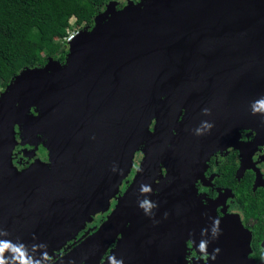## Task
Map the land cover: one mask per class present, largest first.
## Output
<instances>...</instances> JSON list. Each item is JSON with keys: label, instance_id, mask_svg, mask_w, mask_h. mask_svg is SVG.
I'll list each match as a JSON object with an SVG mask.
<instances>
[{"label": "water", "instance_id": "obj_1", "mask_svg": "<svg viewBox=\"0 0 264 264\" xmlns=\"http://www.w3.org/2000/svg\"><path fill=\"white\" fill-rule=\"evenodd\" d=\"M127 3L116 11L110 2L63 64L26 69L0 95L5 264L55 258L112 201L54 264H185L187 240L207 246L199 238L224 226L211 230L194 182L238 130L264 125V0ZM22 122L24 135L47 140L48 165L13 168V126ZM219 247L206 249L214 264H223Z\"/></svg>", "mask_w": 264, "mask_h": 264}, {"label": "flooded vegetation", "instance_id": "obj_2", "mask_svg": "<svg viewBox=\"0 0 264 264\" xmlns=\"http://www.w3.org/2000/svg\"><path fill=\"white\" fill-rule=\"evenodd\" d=\"M104 10L102 13L105 12ZM94 27L95 21L89 29ZM35 116L31 111L29 117ZM154 124L153 120L150 132ZM24 125L22 122L13 126L16 144L11 153V164L17 172L29 170L39 163L48 165L50 161L49 151L43 145L47 140L42 141L38 135H24ZM256 126V130L246 128L238 130L233 145L223 147L211 154L202 173L195 180L196 195L203 208L201 214L211 215L210 221L213 225L222 223L224 226L218 227L217 234L199 238L205 241L207 246H204L201 241L198 243L197 239L187 240L185 264H214L213 255L215 254L212 255L206 249L220 248L221 243L223 248L220 254L223 264H264V125L256 122ZM141 155L140 149L135 155L131 173L126 179L129 181L128 184L131 183L135 170L139 166ZM165 174L166 172L162 170L159 175ZM128 184L126 185L124 181L120 194L124 192ZM157 184L164 186L168 184V181L160 182L158 178ZM115 203L116 201H112L107 213L96 217L73 240L56 252L55 258L48 256L45 262L40 264H54L70 252L98 228ZM215 225L212 231L216 229ZM86 232L88 234L83 236ZM244 245L248 249L246 255H241L236 248Z\"/></svg>", "mask_w": 264, "mask_h": 264}, {"label": "trees", "instance_id": "obj_3", "mask_svg": "<svg viewBox=\"0 0 264 264\" xmlns=\"http://www.w3.org/2000/svg\"><path fill=\"white\" fill-rule=\"evenodd\" d=\"M112 1L140 0H0V92L26 69H41L49 59L63 64L70 21L80 30L92 27Z\"/></svg>", "mask_w": 264, "mask_h": 264}, {"label": "built area", "instance_id": "obj_4", "mask_svg": "<svg viewBox=\"0 0 264 264\" xmlns=\"http://www.w3.org/2000/svg\"><path fill=\"white\" fill-rule=\"evenodd\" d=\"M80 29H77L75 25H71L68 29H66V36L62 40V43L67 47L75 37L80 33Z\"/></svg>", "mask_w": 264, "mask_h": 264}, {"label": "rangeland", "instance_id": "obj_5", "mask_svg": "<svg viewBox=\"0 0 264 264\" xmlns=\"http://www.w3.org/2000/svg\"><path fill=\"white\" fill-rule=\"evenodd\" d=\"M112 2H117L118 4L117 5H122V8H119V9H117L116 11H119V10H122L125 6H127V2L128 1H112ZM110 3V2H109ZM108 3V4H109ZM108 4L105 6V9H107V6H108ZM104 11H106V10H104ZM104 13V12H103ZM70 24L71 25H74L75 24V20L74 19H72L71 21H70ZM86 28V27H85ZM90 30H91V28H90ZM4 92V90L3 91H1L0 92V95H1V93H3ZM136 157V156H135ZM135 160V159H134ZM97 217H100V216H97ZM97 219H100V218H97ZM106 219V218H105Z\"/></svg>", "mask_w": 264, "mask_h": 264}, {"label": "clouds", "instance_id": "obj_6", "mask_svg": "<svg viewBox=\"0 0 264 264\" xmlns=\"http://www.w3.org/2000/svg\"><path fill=\"white\" fill-rule=\"evenodd\" d=\"M203 127H205V128H211V125L205 123L203 125ZM199 131L200 130L198 129L197 132L199 133ZM2 251H3V248H0V253H2ZM0 264H5V261L3 260L2 256H0ZM21 264H29V262L27 260L22 259L21 260Z\"/></svg>", "mask_w": 264, "mask_h": 264}]
</instances>
